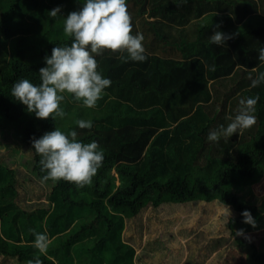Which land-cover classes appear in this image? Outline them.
I'll return each instance as SVG.
<instances>
[{
  "label": "trees",
  "instance_id": "trees-1",
  "mask_svg": "<svg viewBox=\"0 0 264 264\" xmlns=\"http://www.w3.org/2000/svg\"><path fill=\"white\" fill-rule=\"evenodd\" d=\"M126 4L133 35L145 37L147 60L125 62L119 52L105 50L95 56L97 70L112 83L96 106L65 94V117L45 120L29 113L11 89L21 79L41 83L45 56L71 44L64 20L83 0H0L1 263L27 264L39 256L42 264H154L168 246L167 264H227L220 261L230 241L225 233H212V224L178 223L221 203L232 211V255L241 264H264L255 241L235 230L244 210L259 211L241 195L252 187L263 193L264 84L252 88L248 76L255 78L254 67L264 71L258 59L264 0ZM56 7L61 12L52 18ZM217 24L234 34L224 45L209 43ZM256 95L255 125L227 141L207 140L210 130L229 123L226 116H235L240 98ZM79 119L93 127L79 128ZM55 128L75 130L83 143L98 142L104 161L91 185L41 182L46 173L32 139ZM149 210L161 213L159 222L145 218ZM175 227L177 236L172 230L173 237L165 236ZM32 230L53 238L47 255L33 247Z\"/></svg>",
  "mask_w": 264,
  "mask_h": 264
},
{
  "label": "clouds",
  "instance_id": "clouds-1",
  "mask_svg": "<svg viewBox=\"0 0 264 264\" xmlns=\"http://www.w3.org/2000/svg\"><path fill=\"white\" fill-rule=\"evenodd\" d=\"M177 7L187 3V0H172ZM61 12L60 7L49 11L48 15L56 18ZM209 37L210 44L224 45L233 39L234 34L220 31V24ZM64 34L72 38L70 45L56 46L51 56H45L46 66L39 69L41 83L36 85L28 79L15 82L11 96L26 106L29 113H34L39 119H63L66 112L61 107L70 95L75 101H82L88 108H94L102 98L104 89L111 85V80L104 78L98 72V62L95 56L102 55L105 50L119 52L120 59L144 62L147 60L146 49L143 45V33L133 35L131 16L126 0H83V6L72 11L64 20ZM127 55H124V54ZM258 59L264 63V47L258 49ZM205 64L207 71H216V66ZM253 78L250 73V87L255 88L264 84V71H258ZM259 95L240 98L236 114L226 116L229 123L221 124L217 129L210 130L207 140L219 143L223 138L227 141L234 134L242 135L245 130L256 124V105ZM75 123L81 129H91V120L79 119ZM77 132L70 130L65 133L59 128L45 132L40 138L33 137L32 146L41 157V171L46 175L41 182L64 180L74 183L77 187L91 185L98 169L103 166L104 153L96 141L83 143L77 139ZM243 222L257 226V221L249 210L242 212ZM35 235L33 247L40 254L47 255L51 240L46 233L32 230ZM237 235H245L243 229L237 230ZM27 264H42L39 256L28 260Z\"/></svg>",
  "mask_w": 264,
  "mask_h": 264
},
{
  "label": "rangeland",
  "instance_id": "rangeland-1",
  "mask_svg": "<svg viewBox=\"0 0 264 264\" xmlns=\"http://www.w3.org/2000/svg\"><path fill=\"white\" fill-rule=\"evenodd\" d=\"M1 142H2V140L0 139V144H1ZM0 149H2V148H0ZM263 182H264V180H262V183H261L262 185H260V187L262 186V188H261V190L263 192L262 194H258L256 189H254V187H252V190H249V191L246 190L244 192V194L241 195V200L244 203L255 204L258 206L259 211L256 215L253 216L257 221V226L254 228L250 224L242 223L240 225H237V227L235 228L236 231L239 229H243L245 231V235H241V236L250 237L251 240L255 241L259 251H261V252H264V184H263ZM205 208L202 211L205 214V215L203 214L204 216L202 215L201 212H199L200 216L197 215V217H195V220H193V221L191 220L189 222L180 221L178 223L187 224V225H189V224L199 225L200 226L199 228L206 227L207 225L212 224L213 227H215V230H213L212 233H214V234L218 233L219 235L225 233L227 235V237L230 238V241H228L227 246L224 249L223 254L221 255L222 258H220V261L227 259V264H241V261H238L236 259L237 255H235V254H234V256L232 255V251L234 249L233 243H232L233 239H232V237L229 236L231 234H230L228 227H227V222H228L230 216L232 215V213H231L232 211H228L227 206L222 205L221 203H214L213 207H211L210 209L208 208V206H206ZM168 211H169V209H168ZM146 214L148 216L146 215L145 218L158 220V222L161 219L158 216L161 213L158 211L153 212L152 210H149L148 212H146ZM208 214L209 215L212 214V216L208 217V219H207L206 215H208ZM160 217H162V216L160 215ZM166 219H167V217H166ZM171 219H172V217H170V219H169L170 222H171ZM170 222H168V223L170 224ZM169 224H167V226ZM176 228L177 227H175L174 229H168L169 232L166 231L165 236L166 235L170 236V234H171V236L173 237L172 233H170L171 230H172L173 234L177 236L178 235V231H177L178 229H176ZM160 235H162V234H160ZM176 236H174V237H176ZM52 239L53 238H51L50 240H52ZM165 248H166L165 254L163 256L158 257V259L156 258L154 260V264H167L166 262H167L168 258L170 257L171 251L169 250L170 248L168 246ZM156 260H157V262H156ZM1 262L2 261H1V256H0V264H3ZM10 264H12V263H10ZM139 264H141V263L139 262Z\"/></svg>",
  "mask_w": 264,
  "mask_h": 264
}]
</instances>
